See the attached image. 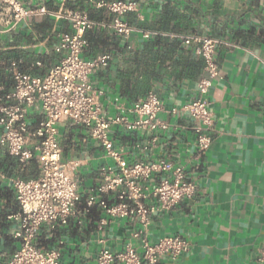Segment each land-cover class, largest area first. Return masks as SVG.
<instances>
[{"label":"crops","instance_id":"obj_1","mask_svg":"<svg viewBox=\"0 0 264 264\" xmlns=\"http://www.w3.org/2000/svg\"><path fill=\"white\" fill-rule=\"evenodd\" d=\"M97 0H22L25 6H44L12 25L0 7V96L14 86L12 61L25 71L44 74L60 57L56 49L61 33L72 31V22L60 16L69 9L85 10L90 18L110 19ZM137 10L125 19L137 26L127 38L97 26L87 31L86 57L111 52L108 65L92 74L101 89L99 101L106 114L126 113L134 102L154 89L164 102L160 116L171 123L168 130L112 128L115 145L129 161L166 157L185 166L196 181L193 197L171 209L152 214L148 237L156 241L181 234L191 242L182 255L163 258V264H264V0H138ZM151 35L145 37L143 31ZM204 34L220 38L215 58L219 72L208 93L215 124L210 147L196 158L193 120L181 106L195 97L197 83L205 74L197 43L184 35ZM180 110L172 112V108ZM34 125L43 119L39 109L30 113ZM177 132H173V128ZM62 157L76 161L71 167L82 197L66 225L44 224L37 242L43 247L60 245L59 264H97L99 250L123 249L132 242L142 250L138 217L107 214L97 204L86 213L89 192L100 181L99 167L113 162L105 147L88 128L71 119L59 123ZM40 138H32L30 144ZM37 158L23 165L0 146V259L20 246L16 231L20 204L14 178L39 176ZM163 176L158 172L153 182ZM115 192L107 194L114 197ZM104 220V221H102Z\"/></svg>","mask_w":264,"mask_h":264},{"label":"built area","instance_id":"obj_2","mask_svg":"<svg viewBox=\"0 0 264 264\" xmlns=\"http://www.w3.org/2000/svg\"><path fill=\"white\" fill-rule=\"evenodd\" d=\"M97 6H105L111 12L110 19L90 18L85 10L69 9L60 12L72 22L73 30L61 33L56 49L58 61L44 74H32L12 61L14 86L0 96V146L26 165L34 158L40 163L39 176L25 179L14 178L13 186L20 204L17 215L20 228L16 235L20 246L9 257L1 258L0 264H59L61 246H41L36 238L44 224L66 225L75 213L82 191L78 180L71 173L77 162L64 160L59 137V123L65 119L84 124L93 138L106 149L113 162L99 167V184L87 198L86 213L99 204L107 214L116 217L136 218L141 228L135 232L140 237L142 250L128 242L121 250L102 247L97 264H163V258H176L187 252L191 242L181 234H170L151 240L147 235L151 216L159 210L171 209L181 200L193 197L198 189L194 179L187 176L185 166L172 159L127 160L116 147L111 136L113 126L122 125L129 129L142 128L150 131L168 130L171 123L160 116L165 105L160 95L151 89L137 99L129 111L114 115L106 114L99 101L101 89L94 85L93 72L108 65L112 54L103 52L86 57L90 45L87 31L97 26L112 29L117 35L127 38L137 26L125 19V14L139 7L138 0H97ZM1 11L6 22L15 25L22 18L34 13L47 12L44 6L30 8L22 0H0ZM149 37L151 32L143 30ZM185 42L195 41L196 50L204 58L205 74L197 83L194 98L181 106L193 120L196 153L198 158L210 147L215 116L209 104L208 93L213 79L219 72L215 58L220 38L204 34L184 35ZM36 108L43 119L34 125L30 113ZM180 109L172 108L177 113ZM177 132V128H173ZM40 138L30 144L32 138ZM163 176L153 182L156 173ZM115 192L111 199L108 193ZM104 221V220H102ZM259 258L264 260V246Z\"/></svg>","mask_w":264,"mask_h":264}]
</instances>
